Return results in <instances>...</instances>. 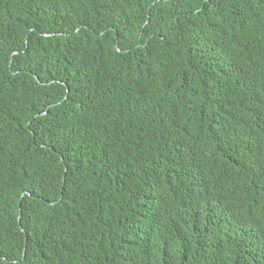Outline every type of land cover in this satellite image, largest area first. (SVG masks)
I'll return each mask as SVG.
<instances>
[{"label": "trees", "instance_id": "obj_1", "mask_svg": "<svg viewBox=\"0 0 264 264\" xmlns=\"http://www.w3.org/2000/svg\"><path fill=\"white\" fill-rule=\"evenodd\" d=\"M244 52L264 59V0H0V264L27 239L48 264H256L258 206L235 204L264 185V74Z\"/></svg>", "mask_w": 264, "mask_h": 264}, {"label": "clouds", "instance_id": "obj_2", "mask_svg": "<svg viewBox=\"0 0 264 264\" xmlns=\"http://www.w3.org/2000/svg\"><path fill=\"white\" fill-rule=\"evenodd\" d=\"M114 0H112L113 3ZM150 16L147 18L149 19ZM139 24L138 21L133 24L135 27ZM132 27V25H131ZM130 25L121 22L119 25L115 22H113L112 26V32L115 33V38L119 39V34L126 32H129ZM120 41V40H119ZM116 51L120 52L121 48H119V43L115 44ZM130 51V49L125 50V52ZM244 59L246 60V66L248 68L249 74L256 79H261L262 75L264 74V59L254 57L250 55L248 52H244L243 54ZM263 119V118H262ZM261 129V123L257 125L255 130H253L254 135L259 137ZM256 143L252 145L253 149L260 152V157L257 159L260 161L264 160V141L259 140ZM218 153H211L209 154L210 158H217L219 155ZM235 158L241 160L243 163H246L248 155H233ZM231 157V156H230ZM228 157V158H230ZM230 160H222L219 164V167L215 169L210 176L211 181V189L215 187L216 183H218L224 173L228 170L230 165ZM147 164L150 166V169L141 168L142 170H153L155 174L158 177V180L155 184L152 183L151 180H147L148 184L158 186L162 192H167L166 189L168 186L175 188L176 187V180L171 177L170 175V167H162L161 162L159 160H156L155 158H150L147 161ZM209 170H213V167H211ZM258 177H256L257 179ZM236 186V185H235ZM234 186V187H235ZM169 193V192H167ZM171 194V193H169ZM174 195V194H171ZM252 188H251V181L247 179L245 183L243 184L240 192L237 195L236 199V206L238 207V215L240 213L245 214L247 212V204L248 201L252 202L253 204L258 206L257 214L258 219L255 220L256 222H259V248L256 252L252 251L250 254L254 257H256V264H264V185L262 188L258 189L255 195H252ZM231 211L229 210L227 213V216L231 217ZM237 215V216H238ZM245 228V227H244ZM244 228L241 229L240 232L244 231ZM201 236V235H199ZM179 241L184 245V247L188 250H192L193 248V242L192 240H188L187 238H184L182 236L179 237ZM246 251H250L251 248L249 245H245ZM238 255V258L241 259V256ZM22 257L24 259V262L22 264H48V257L46 253V249L44 251L36 248L30 241L27 239L26 246L24 247ZM6 261L9 263V261L6 259ZM248 260H245L244 262H247ZM240 263V262H239Z\"/></svg>", "mask_w": 264, "mask_h": 264}]
</instances>
